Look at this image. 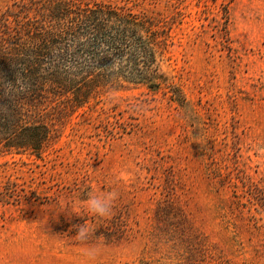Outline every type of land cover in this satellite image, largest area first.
<instances>
[{"label": "rangeland", "instance_id": "374dc122", "mask_svg": "<svg viewBox=\"0 0 264 264\" xmlns=\"http://www.w3.org/2000/svg\"><path fill=\"white\" fill-rule=\"evenodd\" d=\"M96 1L166 25L169 85L96 86L40 157L0 149V264H264V0Z\"/></svg>", "mask_w": 264, "mask_h": 264}, {"label": "trees", "instance_id": "16d2710c", "mask_svg": "<svg viewBox=\"0 0 264 264\" xmlns=\"http://www.w3.org/2000/svg\"><path fill=\"white\" fill-rule=\"evenodd\" d=\"M167 37L166 25L125 4L13 1L0 14V149L40 157L46 115L73 114L96 86H168L159 67Z\"/></svg>", "mask_w": 264, "mask_h": 264}, {"label": "clouds", "instance_id": "9594fccd", "mask_svg": "<svg viewBox=\"0 0 264 264\" xmlns=\"http://www.w3.org/2000/svg\"><path fill=\"white\" fill-rule=\"evenodd\" d=\"M115 198V193L109 192L104 195L92 196L90 197L84 206L83 209H80L78 206L64 205L63 209L65 210L66 206L70 208L71 214L80 216L82 211H88L100 218H107L111 215L112 212V201ZM63 210V211H64ZM77 229V234L74 239L80 241L81 243H86L93 237L94 230L91 229L88 225L82 224L75 226ZM84 255L89 259H95L99 253L98 246L86 247L83 249Z\"/></svg>", "mask_w": 264, "mask_h": 264}]
</instances>
